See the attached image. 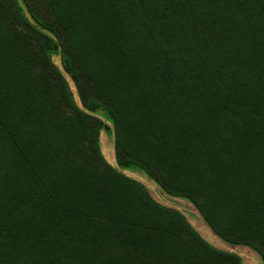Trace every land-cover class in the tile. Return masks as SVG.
<instances>
[{"label": "trees", "instance_id": "obj_1", "mask_svg": "<svg viewBox=\"0 0 264 264\" xmlns=\"http://www.w3.org/2000/svg\"><path fill=\"white\" fill-rule=\"evenodd\" d=\"M125 170L264 264V0H0V264H243Z\"/></svg>", "mask_w": 264, "mask_h": 264}, {"label": "rangeland", "instance_id": "obj_2", "mask_svg": "<svg viewBox=\"0 0 264 264\" xmlns=\"http://www.w3.org/2000/svg\"><path fill=\"white\" fill-rule=\"evenodd\" d=\"M34 9L37 12L40 18L45 17L44 12L42 9L39 8V4L33 3ZM21 30H25L27 33V29L23 24H18ZM29 34V33H28ZM31 35V34H30ZM35 45L39 42L33 38ZM37 46V45H36ZM38 47V46H37ZM53 61L57 64L58 58H52ZM85 89L87 88V84L84 85ZM74 93L75 101L79 104V100L76 96L75 90L72 89ZM100 141V148L101 153L105 159V161L112 167L117 168L116 160H115V153L113 148V138L112 135L106 131H101L99 135ZM127 177H130L136 181H138L150 194V196L159 204L163 206H167L170 208L177 209L183 212L188 220V222L193 226V228L200 234V236L213 247L226 251L231 252L239 255L242 258L243 264H261V260L259 256L252 250L244 247V246H231L226 244L225 242L221 241L218 237H216L208 228V226L200 220L198 214L194 207L189 204L188 202L169 197L162 193V191L155 185L152 181L146 178L142 173L134 170H125L121 171Z\"/></svg>", "mask_w": 264, "mask_h": 264}]
</instances>
